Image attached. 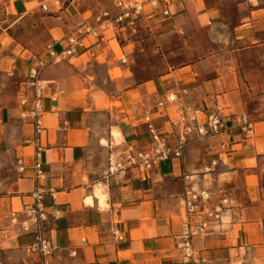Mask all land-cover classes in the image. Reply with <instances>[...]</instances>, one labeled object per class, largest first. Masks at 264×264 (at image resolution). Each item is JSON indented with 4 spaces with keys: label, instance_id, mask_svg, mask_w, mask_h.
<instances>
[{
    "label": "crops",
    "instance_id": "1",
    "mask_svg": "<svg viewBox=\"0 0 264 264\" xmlns=\"http://www.w3.org/2000/svg\"><path fill=\"white\" fill-rule=\"evenodd\" d=\"M116 1L109 9L101 0H0V72L23 74L24 63L26 78L32 56L48 59L49 45L62 51L79 23L97 27L95 16L114 12ZM159 3L158 9L146 3L132 29L86 34L75 53L42 70L40 78L52 84L44 91L36 144L27 114L30 84L0 108V128L14 137L8 152L24 166L18 162L19 174L0 195V250L26 252L33 241L34 228L21 223L38 188L43 231L57 248L52 264H194L177 246L184 189L192 184L210 193L211 208H222L220 220L192 240L196 264H264V118L258 116L264 94L257 95L264 90V0ZM37 21L47 46L33 55L17 43L14 28ZM216 108L225 129L205 137L192 132L182 158L149 175L133 169L105 178L110 149L154 143L146 117L173 147L181 131L176 122L202 125ZM248 119L258 120L249 137ZM37 146L45 172L38 181Z\"/></svg>",
    "mask_w": 264,
    "mask_h": 264
},
{
    "label": "built area",
    "instance_id": "2",
    "mask_svg": "<svg viewBox=\"0 0 264 264\" xmlns=\"http://www.w3.org/2000/svg\"><path fill=\"white\" fill-rule=\"evenodd\" d=\"M149 3L153 9L160 7L159 0H117L115 2L114 12L109 10L100 11L94 18L97 27H92L86 22H81L77 25L74 33L66 38V47L62 51H57L52 45L47 47L46 55L48 57H34L35 64L30 67L27 74V82L33 88L32 99L30 101L32 107L27 112L33 120L35 137L34 144L37 143V134L43 129L42 115L44 112L42 99L44 98L45 89L52 84L50 80L40 78L42 70L50 63H58L69 54L77 51V47L82 45L83 36L93 34L98 36V29H116V28H134L137 20L143 14L144 5ZM42 9L47 11V6L42 5ZM168 14V11H165ZM174 100L175 97L170 98ZM28 100L22 99V103L26 104ZM148 128L153 135L154 143L149 148H127L124 150L110 149L107 157V172L105 178L119 177L130 170H137L141 175H149L162 163L171 158H182L183 146L186 138L194 131H197L201 137L217 134L225 129L226 125L222 119L220 108L208 114L206 121L202 125L190 126L186 124L184 119H180L176 124L180 127L179 142L177 145L170 147L166 141L155 134V130L149 124V117H146ZM245 133L249 137L252 135V122L246 120L244 122ZM41 149L36 147L35 160L33 164L34 176L38 180L44 179L45 172L40 160ZM21 165V160H18ZM215 163L213 162V165ZM24 166H20L23 171ZM185 180H189V176H184ZM42 192L36 189L32 192L34 204L25 214L27 221L21 223L24 230L29 231L34 228L35 237L32 242L26 247V252L37 258L39 264H52L51 259L56 251L50 240L46 237L43 231L42 223L46 221L47 216L41 204ZM210 193L206 190H201L188 184L184 189L183 194V213L181 232L179 234L178 248L186 262H193L194 250L192 240L195 236L201 234L209 225L210 221H219L222 208L210 207Z\"/></svg>",
    "mask_w": 264,
    "mask_h": 264
},
{
    "label": "rangeland",
    "instance_id": "3",
    "mask_svg": "<svg viewBox=\"0 0 264 264\" xmlns=\"http://www.w3.org/2000/svg\"><path fill=\"white\" fill-rule=\"evenodd\" d=\"M15 1L16 0H12V2ZM101 1L103 5L102 7H107L110 9L114 0ZM32 24L26 23L25 25H18L16 28H14V35L17 38V43H19L20 46L29 47L31 53L33 55H37L44 51L47 45H45V41L40 36V32L42 30L40 21H37V23L34 22ZM256 52L258 55L259 50ZM262 55L263 54H261V56ZM31 59H34V56H32ZM22 66L23 74H26L28 67L24 63ZM23 74L14 73L11 75H6L0 72V108L5 105L14 104V102L19 100L21 88L28 87L26 82L27 77L25 78ZM262 94H264V90L260 91L257 95L260 96ZM261 103L263 104V115H258L260 116V119L264 118V98L261 100ZM248 121L251 120L248 119ZM254 121L258 120L253 119L251 122ZM251 136H253V134ZM13 141L14 137L8 133V129L0 128V195L7 193L13 178L19 174L18 158L13 152H8V149L12 145ZM262 185H264V172L262 173ZM18 204L19 201L16 200L15 210L20 209ZM31 257L28 256L23 250H0V264H25L26 261L28 264H36V262Z\"/></svg>",
    "mask_w": 264,
    "mask_h": 264
},
{
    "label": "bare ground",
    "instance_id": "4",
    "mask_svg": "<svg viewBox=\"0 0 264 264\" xmlns=\"http://www.w3.org/2000/svg\"><path fill=\"white\" fill-rule=\"evenodd\" d=\"M103 192H104V191H103ZM96 194H97V196L99 197L100 202L103 204V202H104V196H103V194L101 193V191H97Z\"/></svg>",
    "mask_w": 264,
    "mask_h": 264
}]
</instances>
